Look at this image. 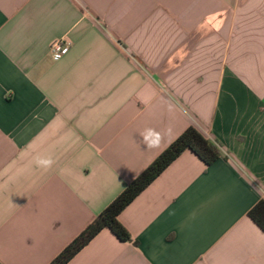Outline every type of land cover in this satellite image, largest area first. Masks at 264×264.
<instances>
[{"label":"crops","instance_id":"1","mask_svg":"<svg viewBox=\"0 0 264 264\" xmlns=\"http://www.w3.org/2000/svg\"><path fill=\"white\" fill-rule=\"evenodd\" d=\"M189 127L222 157L185 151L131 242L69 264H264V0H0V264H50Z\"/></svg>","mask_w":264,"mask_h":264},{"label":"trees","instance_id":"2","mask_svg":"<svg viewBox=\"0 0 264 264\" xmlns=\"http://www.w3.org/2000/svg\"><path fill=\"white\" fill-rule=\"evenodd\" d=\"M221 145L211 141L197 128H187L180 137L169 145L126 189L110 203L96 219L84 229L50 264H69L103 230L110 229L124 243L132 241L131 235L120 222L121 213L185 151L190 150L207 166L222 157ZM248 217L264 233V200H260Z\"/></svg>","mask_w":264,"mask_h":264},{"label":"built area","instance_id":"3","mask_svg":"<svg viewBox=\"0 0 264 264\" xmlns=\"http://www.w3.org/2000/svg\"><path fill=\"white\" fill-rule=\"evenodd\" d=\"M71 50V42L67 38H61L53 41L50 46V52L55 61L62 60L69 54Z\"/></svg>","mask_w":264,"mask_h":264},{"label":"clouds","instance_id":"4","mask_svg":"<svg viewBox=\"0 0 264 264\" xmlns=\"http://www.w3.org/2000/svg\"><path fill=\"white\" fill-rule=\"evenodd\" d=\"M144 142L147 148H155L158 146V144L155 142H149L147 137H144ZM54 163H55L54 159L50 156L44 159H40L38 161V164L42 166L45 170L50 169Z\"/></svg>","mask_w":264,"mask_h":264}]
</instances>
